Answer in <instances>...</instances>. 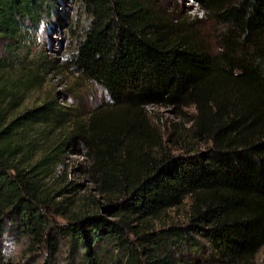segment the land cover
<instances>
[{
	"label": "trees",
	"instance_id": "obj_1",
	"mask_svg": "<svg viewBox=\"0 0 264 264\" xmlns=\"http://www.w3.org/2000/svg\"><path fill=\"white\" fill-rule=\"evenodd\" d=\"M196 1L213 44L159 0H0V264H23L5 254L12 243L42 264H254L264 0ZM56 24L72 38L65 65L107 96L86 118L51 96L26 103L43 64L25 41ZM149 104L193 106L192 130L209 145L133 152ZM68 152L89 158L91 191L58 168Z\"/></svg>",
	"mask_w": 264,
	"mask_h": 264
},
{
	"label": "rangeland",
	"instance_id": "obj_2",
	"mask_svg": "<svg viewBox=\"0 0 264 264\" xmlns=\"http://www.w3.org/2000/svg\"><path fill=\"white\" fill-rule=\"evenodd\" d=\"M170 17H181L186 20V26L194 36L203 38L213 44L214 24L205 19L202 5L196 0H159ZM72 16V14L70 15ZM198 21L197 23H195ZM64 25L55 27H41L33 38L25 41L24 50L30 59H38L42 63L40 88L28 93L26 103L39 102L44 97L56 98L64 113L66 109L77 112L81 118L98 105L107 103V96L96 84L83 79L73 68L65 65L71 50L72 38ZM23 56L25 55L24 53ZM106 109V108H103ZM193 106L174 108L168 105L149 104L141 108L138 120L146 128L143 138L132 145L133 152L144 149L165 150L176 155L184 153L190 148H204L209 142L195 135L192 130L195 118ZM79 150V149H77ZM80 151V150H79ZM90 160L82 153H65L58 166L67 172V178L79 184L80 192L91 191L94 184L89 174ZM173 216L175 211L171 212ZM5 254L23 264H42V258L35 254H27L22 245L12 243L5 246ZM254 264H264V246L257 252Z\"/></svg>",
	"mask_w": 264,
	"mask_h": 264
}]
</instances>
